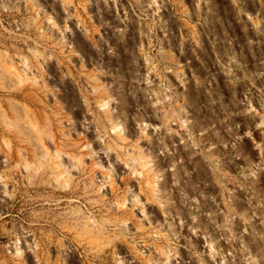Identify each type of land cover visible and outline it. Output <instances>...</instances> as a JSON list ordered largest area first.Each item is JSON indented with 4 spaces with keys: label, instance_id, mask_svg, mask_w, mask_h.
Wrapping results in <instances>:
<instances>
[{
    "label": "rangeland",
    "instance_id": "rangeland-1",
    "mask_svg": "<svg viewBox=\"0 0 264 264\" xmlns=\"http://www.w3.org/2000/svg\"><path fill=\"white\" fill-rule=\"evenodd\" d=\"M0 264H264V0H0Z\"/></svg>",
    "mask_w": 264,
    "mask_h": 264
}]
</instances>
